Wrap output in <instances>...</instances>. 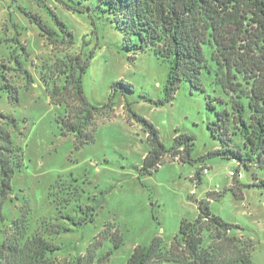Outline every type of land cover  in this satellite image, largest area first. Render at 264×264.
Returning <instances> with one entry per match:
<instances>
[{
	"label": "rangeland",
	"instance_id": "374dc122",
	"mask_svg": "<svg viewBox=\"0 0 264 264\" xmlns=\"http://www.w3.org/2000/svg\"><path fill=\"white\" fill-rule=\"evenodd\" d=\"M66 1L73 8L58 0H0V144L13 150L9 160L14 168L4 228L20 218L28 219L30 233L43 220L70 228L52 239L60 247L54 257L62 262L85 255L111 224L123 244L115 249L113 237L105 241L94 264H127L137 246H149L157 236L170 243L182 221L198 218V203L209 200L212 214L234 226L232 236L254 243V264H264V165L256 159L245 168L208 156L221 148L209 129L223 109L217 102L216 111L207 107L209 98L224 96L214 77L203 73L204 90L183 82L171 102L156 105L166 97L170 62L152 51L129 49L106 14L94 8L82 13L74 1ZM37 17L52 36L42 32ZM69 56L87 64L84 96L101 111L95 142L80 148L73 134L62 133L58 119L65 108L51 103L43 78L46 67ZM138 117L158 130L168 149L177 135L194 136L193 161L167 163L143 176L152 147ZM235 143L243 145L241 139ZM231 172L243 177H231ZM61 185L77 188L79 196L70 197ZM88 207L95 209L93 222L74 226L62 218L92 219Z\"/></svg>",
	"mask_w": 264,
	"mask_h": 264
},
{
	"label": "trees",
	"instance_id": "16d2710c",
	"mask_svg": "<svg viewBox=\"0 0 264 264\" xmlns=\"http://www.w3.org/2000/svg\"><path fill=\"white\" fill-rule=\"evenodd\" d=\"M58 1L73 8L66 0ZM71 1L79 12L88 13L94 8L106 14L124 35L129 49L136 53L152 51L170 62L166 97L156 105L171 102L183 82L204 90L203 73L213 76L224 96L207 101L209 110L216 111V102L223 107L209 129L221 141V148L208 156L233 160L245 168L256 159L259 166L264 165V0ZM36 21L44 34L52 36L42 20L37 17ZM60 25L66 32L61 21ZM49 40L51 45L57 42L53 37ZM86 68L80 56H69L67 61L59 60L46 67L43 75L51 103L65 108V115L58 119L62 133L73 134L78 148L95 142L101 112L84 96L82 76ZM225 98L229 100L226 102ZM108 108L110 117L114 116L112 105ZM138 119L147 127L152 147L144 158L143 176L167 163L193 161L194 136L177 135L174 146L168 149L160 141L158 130L143 118ZM4 139L11 144L8 136ZM237 139H241L242 146L235 143ZM12 152L5 142L0 144V264H94L105 241L113 237L115 249L123 244L119 231L113 234V225L107 224L85 255L60 262L54 257L60 247L52 239L70 228L43 220L30 233L28 219L20 218L5 229L3 208L12 195L14 174L9 160ZM62 186L70 191V197L79 196L77 188ZM70 197L64 201L68 202ZM212 197L216 198L210 194L209 198ZM198 210V218L182 221L179 233L170 243L157 236L149 246H137L127 264H254L255 246L251 240L232 236L234 226L212 214L209 200L199 202ZM87 211L92 219L81 218L77 222L71 216L62 218L72 221L74 226L93 222L95 209L88 207ZM112 253L100 261H107Z\"/></svg>",
	"mask_w": 264,
	"mask_h": 264
},
{
	"label": "built area",
	"instance_id": "2783aa9c",
	"mask_svg": "<svg viewBox=\"0 0 264 264\" xmlns=\"http://www.w3.org/2000/svg\"><path fill=\"white\" fill-rule=\"evenodd\" d=\"M204 173L207 174L208 171L205 170ZM230 176L231 177H236L237 176L238 179H241L243 177V174L242 173H239L238 175H236L234 172H231Z\"/></svg>",
	"mask_w": 264,
	"mask_h": 264
}]
</instances>
